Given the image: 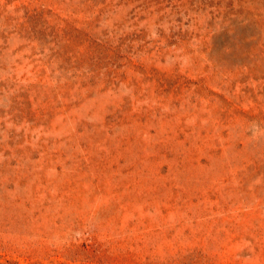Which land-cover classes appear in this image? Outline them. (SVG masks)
<instances>
[{
    "label": "rangeland",
    "instance_id": "1",
    "mask_svg": "<svg viewBox=\"0 0 264 264\" xmlns=\"http://www.w3.org/2000/svg\"><path fill=\"white\" fill-rule=\"evenodd\" d=\"M0 264H264V0H0Z\"/></svg>",
    "mask_w": 264,
    "mask_h": 264
}]
</instances>
